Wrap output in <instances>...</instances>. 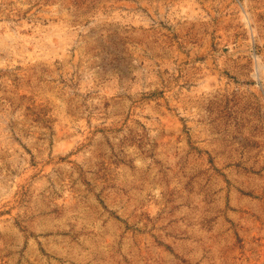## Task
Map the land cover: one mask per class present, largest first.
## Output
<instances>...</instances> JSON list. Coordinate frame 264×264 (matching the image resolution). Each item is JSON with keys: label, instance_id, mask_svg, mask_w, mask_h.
Listing matches in <instances>:
<instances>
[{"label": "rangeland", "instance_id": "rangeland-1", "mask_svg": "<svg viewBox=\"0 0 264 264\" xmlns=\"http://www.w3.org/2000/svg\"><path fill=\"white\" fill-rule=\"evenodd\" d=\"M0 264H264V0H0Z\"/></svg>", "mask_w": 264, "mask_h": 264}]
</instances>
